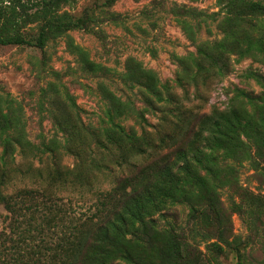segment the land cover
Wrapping results in <instances>:
<instances>
[{"label": "rangeland", "instance_id": "obj_1", "mask_svg": "<svg viewBox=\"0 0 264 264\" xmlns=\"http://www.w3.org/2000/svg\"><path fill=\"white\" fill-rule=\"evenodd\" d=\"M1 21L7 38L34 44L43 31L44 47L0 45V115L5 116L0 134L11 138L6 149L0 145V195L12 209L0 203V264H66V243L84 246L90 240L91 228L83 223L95 212L100 193L175 145L194 117L226 109L238 91L252 97L264 93L249 79L250 72L264 75L262 65L236 56L230 57L226 76L211 72L196 85L177 82L184 68L178 59L189 57L194 73L198 57L230 28L246 31L264 48V0H0ZM70 40L112 70L105 84L143 115L129 116L122 126L141 137L145 154L107 150L86 138L87 126L106 127L102 77L84 70ZM127 59L154 71L166 87V103L156 104L158 110H150L138 90L121 84ZM253 104L264 123V97ZM61 122L66 127L57 126ZM21 135L31 150L18 148ZM52 138L57 151L40 153L41 143ZM244 141L239 161L227 160L219 174L217 191L228 212L223 241L207 224L191 233L186 209H173L178 225L186 227V244L196 247L185 264H264V162L259 159L264 135L246 132Z\"/></svg>", "mask_w": 264, "mask_h": 264}, {"label": "trees", "instance_id": "obj_2", "mask_svg": "<svg viewBox=\"0 0 264 264\" xmlns=\"http://www.w3.org/2000/svg\"><path fill=\"white\" fill-rule=\"evenodd\" d=\"M4 22L1 21L0 25V45L43 49V31L33 44L21 37H4L1 31ZM183 26L189 32V24L183 23ZM189 36L195 41L193 35ZM69 46L85 71L102 77L99 88L104 94L101 100H104L106 127L96 129L87 126L86 138L107 150L110 147L119 151L129 148L145 154L141 137H137L134 132L128 133L122 126L129 116L135 115L142 119L143 115H139L129 102L122 101L105 84L104 80L112 70L94 62L86 50L75 46L71 40ZM231 56L237 59L250 58L264 68V48L254 44L246 31L235 27L230 28L222 40L198 57V70L194 73L190 68L189 57L178 59L184 67L182 72H178V84L187 81L196 85L201 77H207L211 72L216 76H226L230 72ZM119 76L123 86L138 90L150 110H158V103L164 102L165 105L162 89L166 87L161 85L154 71L145 69L137 60L127 59L124 71ZM249 79L264 88V75L250 72ZM263 97L264 93L252 97L238 91L226 109L220 111L214 108L209 115L194 117L186 124L181 137L174 140L175 145L166 152L155 153L149 163L134 167L129 176L118 180L109 191L100 193L95 212L83 223L84 227L91 228L90 240L84 246H80L79 242L66 243V264H185L187 257L196 251V247L186 244V227L192 233L197 227H200L199 230L205 228L206 224L214 229L212 236L223 241L222 220L228 212L217 191L218 182L221 181L219 174L224 172L222 168L227 160L238 162L246 151V132L264 135V123L257 118L260 110L257 108V111H253V103L261 101ZM4 117L0 115V118ZM9 126L15 127L13 124ZM57 126L66 127V122ZM175 127L178 128L177 125ZM10 140L8 135L0 134V145L4 149L9 146ZM17 140L16 145L21 151L27 152V147L31 150L32 144L23 135ZM57 143L55 138L47 144L42 142L43 151L40 153L56 152ZM132 146H135V150L131 149ZM63 148L66 150V139ZM259 159L264 162L263 154ZM0 203L4 204L7 211L12 210L8 199L2 195ZM174 207L186 209L185 228L176 222ZM200 219L204 220L203 226ZM202 236V239L210 238ZM72 255L75 258L78 256L77 260L70 261L68 256Z\"/></svg>", "mask_w": 264, "mask_h": 264}]
</instances>
